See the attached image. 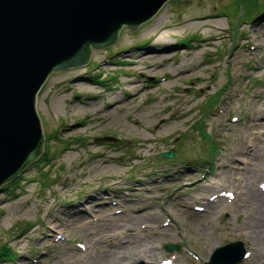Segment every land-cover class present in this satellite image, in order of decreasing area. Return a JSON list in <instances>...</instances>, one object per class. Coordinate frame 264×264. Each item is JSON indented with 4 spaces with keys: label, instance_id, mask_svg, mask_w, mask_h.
I'll return each instance as SVG.
<instances>
[{
    "label": "rangeland",
    "instance_id": "obj_1",
    "mask_svg": "<svg viewBox=\"0 0 264 264\" xmlns=\"http://www.w3.org/2000/svg\"><path fill=\"white\" fill-rule=\"evenodd\" d=\"M263 10L264 0H169L137 29L124 26L112 45L93 46L87 65L54 71L36 103L42 159L0 189V246L13 255L0 264H72L81 257L73 253L89 248L88 235L113 232L111 217L146 212L180 233L151 237L161 254L148 264H207L229 244L251 254L252 241L239 229L245 213L198 210L219 200L220 164L246 141V128L254 122L252 132L264 140ZM203 20L211 25L197 26ZM163 55L171 60L157 58ZM105 137L118 142L98 140ZM170 150L172 158L160 156ZM197 175L205 177L200 187ZM178 199L188 210L174 220L163 211L174 213ZM115 228L126 238L103 246L101 258L141 233H132L134 225ZM168 244L180 249L169 253Z\"/></svg>",
    "mask_w": 264,
    "mask_h": 264
},
{
    "label": "water",
    "instance_id": "obj_2",
    "mask_svg": "<svg viewBox=\"0 0 264 264\" xmlns=\"http://www.w3.org/2000/svg\"><path fill=\"white\" fill-rule=\"evenodd\" d=\"M168 1L0 0V189L43 151L36 103L49 76L87 65L93 46L112 45L124 26L137 29ZM244 255L242 244H230L209 264H238Z\"/></svg>",
    "mask_w": 264,
    "mask_h": 264
},
{
    "label": "bare ground",
    "instance_id": "obj_3",
    "mask_svg": "<svg viewBox=\"0 0 264 264\" xmlns=\"http://www.w3.org/2000/svg\"><path fill=\"white\" fill-rule=\"evenodd\" d=\"M205 18L206 17H203V19ZM209 25H211L209 21L203 20V22H199L197 26L208 27ZM221 25L222 23L215 24L217 27ZM151 57L156 58L157 56ZM157 58L163 61L171 60V58L164 55ZM155 67L157 68V66ZM146 69L148 70L147 67ZM136 99L137 97H133L132 99L127 100L126 105L134 103ZM91 106V109L95 107L94 105ZM164 111L165 110H160L153 114L152 117L158 114H163ZM183 115L185 116L186 113L184 112L179 115H174V118L178 117L180 119ZM109 121L113 123L112 119ZM168 121L169 119H165L164 125L169 124ZM256 121H258V119ZM257 125L261 126L262 124L259 123ZM255 126L256 124L253 122L252 126L246 128V141H242L240 145L236 146L235 149L231 151L228 163L223 161L222 164H220L221 172L217 175L219 177L217 183H220L218 185H221L223 188L218 187L214 190V193L219 200L215 202L204 197V199H208V201L203 207H201L199 212L202 214L213 213L215 215L216 213H219L223 206H228L231 209L233 208L235 213L239 212L238 209H240L241 212L245 213L246 217L239 229L247 234V237L251 239L253 245L252 253L248 255L247 260L256 264H264V140L258 135L255 136V133L252 132ZM241 157L246 159L242 165L239 164V161H242V159H240ZM196 179L198 180V182H196L200 187V183L203 179L200 178L199 175H197ZM202 191L201 194L204 193ZM192 200L195 201L198 200V198L194 196L192 197ZM171 203L172 205L175 204L176 211L173 213L170 210H164L163 213L169 218L178 220L180 214H183L182 210H188L186 203L180 199L174 200ZM76 214L72 216H76ZM163 218L164 217H161L157 212H146L139 216L126 215L116 216V218L111 217L110 220L113 219V223L110 221L106 222L108 223L107 228H110L113 232L108 235L106 234L104 237H98L96 231L95 233L88 235L89 248H84V252L81 253H73L75 255H81V257L77 259L75 256L76 262H73L72 264H124L121 261L125 259L134 260L135 262H138L137 264H148L145 262L146 258L153 257L154 259H158L161 254L159 251L160 248L157 244L152 242L151 237L155 235L168 236L170 233H174L175 236L177 233L180 234L178 231L179 226L178 228L173 229V227H171ZM140 220L141 222H139ZM131 224L135 226L134 229H131L132 233H136L137 235V231L141 232L138 236L141 234L142 238H139L138 236L132 238L129 237L127 244L123 245L120 251H111L112 254L110 259L104 258V256L101 258L97 252L100 251L103 246L113 247L112 243L115 241H118V246L120 245L121 240L126 238L123 232L113 230L112 228L116 227L115 229H117L120 226H125L126 229H128L129 227H132ZM65 225L67 224L61 222L59 226ZM56 227L57 225L52 224L49 226V229L54 231ZM94 234L98 239H95ZM108 242H111L110 245ZM95 255L97 256L95 257ZM61 256L65 257L66 255L65 253L58 256L55 254L53 258L60 259ZM44 260L45 258H42L38 264H44ZM176 262L177 259L173 258L172 260L170 259L165 262L155 260L150 264H175Z\"/></svg>",
    "mask_w": 264,
    "mask_h": 264
},
{
    "label": "trees",
    "instance_id": "obj_4",
    "mask_svg": "<svg viewBox=\"0 0 264 264\" xmlns=\"http://www.w3.org/2000/svg\"><path fill=\"white\" fill-rule=\"evenodd\" d=\"M263 13H264V10H263V12H262L261 14H263ZM0 256H6L5 247L2 248V247L0 246Z\"/></svg>",
    "mask_w": 264,
    "mask_h": 264
}]
</instances>
